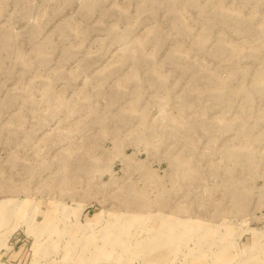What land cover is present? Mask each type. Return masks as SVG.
I'll return each mask as SVG.
<instances>
[{"label": "rangeland", "instance_id": "374dc122", "mask_svg": "<svg viewBox=\"0 0 264 264\" xmlns=\"http://www.w3.org/2000/svg\"><path fill=\"white\" fill-rule=\"evenodd\" d=\"M0 264H264V0H0Z\"/></svg>", "mask_w": 264, "mask_h": 264}, {"label": "bare ground", "instance_id": "6f19581e", "mask_svg": "<svg viewBox=\"0 0 264 264\" xmlns=\"http://www.w3.org/2000/svg\"><path fill=\"white\" fill-rule=\"evenodd\" d=\"M163 245V244H162Z\"/></svg>", "mask_w": 264, "mask_h": 264}]
</instances>
